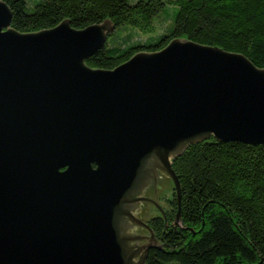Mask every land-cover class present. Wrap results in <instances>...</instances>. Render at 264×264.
<instances>
[{"label":"water","instance_id":"water-1","mask_svg":"<svg viewBox=\"0 0 264 264\" xmlns=\"http://www.w3.org/2000/svg\"><path fill=\"white\" fill-rule=\"evenodd\" d=\"M12 17L0 0V264H146L158 168L180 200L172 160L190 143L264 142V67L242 52L176 37L93 67L110 19L20 31Z\"/></svg>","mask_w":264,"mask_h":264},{"label":"trees","instance_id":"trees-1","mask_svg":"<svg viewBox=\"0 0 264 264\" xmlns=\"http://www.w3.org/2000/svg\"><path fill=\"white\" fill-rule=\"evenodd\" d=\"M4 1L13 12L11 25L20 31L50 28L64 18L76 28L110 19L115 28L86 59L93 67L113 68L137 51L161 49L176 37L242 52L264 67V0ZM124 24L165 32L129 44L109 43ZM172 166L181 184L174 213L180 211L181 223L161 234L146 264H264V142L212 135L190 143Z\"/></svg>","mask_w":264,"mask_h":264},{"label":"flooded vegetation","instance_id":"flooded-vegetation-1","mask_svg":"<svg viewBox=\"0 0 264 264\" xmlns=\"http://www.w3.org/2000/svg\"><path fill=\"white\" fill-rule=\"evenodd\" d=\"M165 176L171 177L165 169L158 168L157 175L150 180L143 191L147 202L139 210V219L152 230L155 236V241L152 245H159L161 238H163L161 234L171 230V228H177V225L181 223L180 217L178 219L174 217L177 209L174 185L171 188V195H168V192L163 189ZM134 232L141 236H151L150 230L142 224H137ZM146 237H140L134 243L147 244L150 242V238Z\"/></svg>","mask_w":264,"mask_h":264},{"label":"rangeland","instance_id":"rangeland-1","mask_svg":"<svg viewBox=\"0 0 264 264\" xmlns=\"http://www.w3.org/2000/svg\"><path fill=\"white\" fill-rule=\"evenodd\" d=\"M174 10L177 9L176 6L173 7ZM171 20L173 19V14L170 15ZM165 30L160 27H156L153 31L145 32L137 28L136 26L130 24H124L116 28L113 33L109 36V43L115 44H129L131 41H137L138 38L142 39L143 37H157ZM170 176H165V182L163 183V189L168 192V195H171V188L174 185V181ZM175 189V188H174ZM163 191V190H162ZM144 245V244H142Z\"/></svg>","mask_w":264,"mask_h":264}]
</instances>
